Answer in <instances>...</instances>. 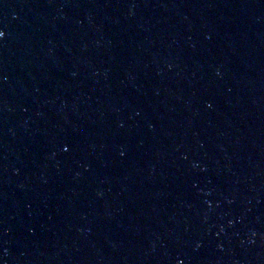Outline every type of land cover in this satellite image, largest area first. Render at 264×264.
<instances>
[{
  "label": "water",
  "instance_id": "95a60500",
  "mask_svg": "<svg viewBox=\"0 0 264 264\" xmlns=\"http://www.w3.org/2000/svg\"><path fill=\"white\" fill-rule=\"evenodd\" d=\"M0 264H264V0H0Z\"/></svg>",
  "mask_w": 264,
  "mask_h": 264
},
{
  "label": "snow or ice",
  "instance_id": "6c2138e0",
  "mask_svg": "<svg viewBox=\"0 0 264 264\" xmlns=\"http://www.w3.org/2000/svg\"><path fill=\"white\" fill-rule=\"evenodd\" d=\"M5 35V33L3 32V30H0V37H3Z\"/></svg>",
  "mask_w": 264,
  "mask_h": 264
}]
</instances>
